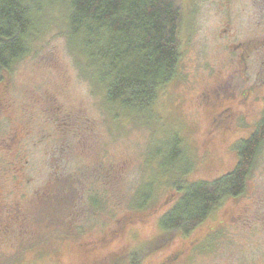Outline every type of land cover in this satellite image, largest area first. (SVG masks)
<instances>
[{"label":"rangeland","instance_id":"1","mask_svg":"<svg viewBox=\"0 0 264 264\" xmlns=\"http://www.w3.org/2000/svg\"><path fill=\"white\" fill-rule=\"evenodd\" d=\"M183 4L179 73L151 115L107 104L60 5L0 69V264H133L135 253L137 264H264V145L243 192L188 233L160 225L176 186L230 172L264 115L263 0ZM175 137L184 163L167 165Z\"/></svg>","mask_w":264,"mask_h":264},{"label":"trees","instance_id":"2","mask_svg":"<svg viewBox=\"0 0 264 264\" xmlns=\"http://www.w3.org/2000/svg\"><path fill=\"white\" fill-rule=\"evenodd\" d=\"M56 5L63 7L69 47L103 87L107 104L124 116L144 111L151 115L156 95L179 73L183 0H0V69H11L28 54L42 14ZM256 129L240 144L239 160L230 172L176 186L179 197L160 220L164 230L188 233L225 197L244 191L264 145V115ZM168 146L165 164L184 163L180 139L175 137ZM162 153L161 148L156 151L160 159ZM141 192L139 208L148 203L152 188ZM137 254L133 264L138 263Z\"/></svg>","mask_w":264,"mask_h":264},{"label":"flooded vegetation","instance_id":"3","mask_svg":"<svg viewBox=\"0 0 264 264\" xmlns=\"http://www.w3.org/2000/svg\"><path fill=\"white\" fill-rule=\"evenodd\" d=\"M263 2H264V0H263ZM261 7H262V10L259 9L257 15L255 16V19L259 21V25H261L263 23V19H264V4L261 5ZM247 50H249V46L246 48V51ZM240 55H241V58L237 57L238 66H242V64L245 63V53H242ZM244 69H240V70H244ZM229 97H230V95L228 96V98ZM222 114H223V111L217 112L216 119H218V116H221Z\"/></svg>","mask_w":264,"mask_h":264}]
</instances>
